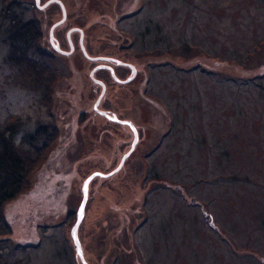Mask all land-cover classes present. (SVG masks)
Returning a JSON list of instances; mask_svg holds the SVG:
<instances>
[{
	"label": "rangeland",
	"instance_id": "1",
	"mask_svg": "<svg viewBox=\"0 0 264 264\" xmlns=\"http://www.w3.org/2000/svg\"><path fill=\"white\" fill-rule=\"evenodd\" d=\"M61 1L69 13L55 30L61 49L69 48L67 28L77 27L90 56L137 67L130 84L106 81L100 107L133 121L142 140L119 171L88 186L78 228L87 263L264 264V0ZM8 2L14 8L0 0L7 13L5 21L0 15V124L23 120L20 138L39 123L44 144L24 189L3 206L10 227L0 264L5 253L7 264H82L70 234L82 183L113 171L132 133L94 112L97 62L82 56L76 33L71 55L55 58L50 101L49 92L19 83L3 62L7 15L39 20L42 46L53 51L48 31L62 13L34 0ZM135 87L133 99L127 91ZM167 120L176 130L146 152V127L160 122L161 132Z\"/></svg>",
	"mask_w": 264,
	"mask_h": 264
},
{
	"label": "trees",
	"instance_id": "2",
	"mask_svg": "<svg viewBox=\"0 0 264 264\" xmlns=\"http://www.w3.org/2000/svg\"><path fill=\"white\" fill-rule=\"evenodd\" d=\"M3 1L8 4V7L14 8L8 0ZM3 11L4 9L0 15L5 21L7 13ZM66 16H69L67 11ZM7 17V36L4 42L6 40L8 43V50L3 56L4 64L15 69L21 85L30 86L32 90L41 95L42 92H49L47 99L50 101L51 93L58 82L59 69L55 67V59H51L43 51L42 45L45 42L40 23L36 19L25 20L21 13L18 15L11 12ZM263 73L264 71L259 76ZM22 123L23 120L17 125L4 120L0 124V240L3 239V234L9 233L10 227L4 218L3 206L7 201L17 197L24 189L29 165L40 154L44 144V140L38 133L39 125H41L39 123L35 125L32 133L16 138L14 134ZM23 144L28 145L29 148L25 149Z\"/></svg>",
	"mask_w": 264,
	"mask_h": 264
},
{
	"label": "flooded vegetation",
	"instance_id": "3",
	"mask_svg": "<svg viewBox=\"0 0 264 264\" xmlns=\"http://www.w3.org/2000/svg\"><path fill=\"white\" fill-rule=\"evenodd\" d=\"M35 1V0H34ZM47 1H49V0H47ZM46 1V2H47ZM61 1V0H60ZM62 2V1H61ZM45 3V2H44ZM44 3H40V0H39V6H37L36 4H35V6L38 8V9H42L41 7H40V5L42 6ZM52 4H55V5H57L58 7V9H60V12L62 13V9H61V6L58 4V3H56V2H51V3H49L48 5H46L45 7H43V9L44 8H46L47 6H49V5H52ZM62 4H63V2H62ZM63 6H64V8H65V4H63ZM65 13H66V9H65ZM67 16L65 17V20L61 23V24H59V25H57L56 27H54V29H53V39H54V41H55V43H58V45H59V39L57 38V36L55 35V30L56 29H58V27L59 26H61V25H64L65 24V22H66V20H67ZM36 19V18H35ZM37 20V19H36ZM38 22L40 23V21L38 20ZM55 23V22H54ZM115 24H117V22H115L114 23V28H115V32H118V29L115 27ZM53 25V24H52ZM51 25V26H52ZM40 26H41V24H40ZM51 26H50V28H51ZM50 28H49V30H50ZM74 28H77V27H72V26H70V27H68L67 28V30H66V39H67V33H68V31L70 30V29H74ZM80 29V28H79ZM43 30V29H42ZM82 30V29H81ZM78 34V37H79V39H80V44H82L83 45V43H82V39H83V36H84V32H83V30H82V34L79 32V31H76V30H74V31H72V33H70L69 34V37L71 36V34ZM71 39V38H70ZM45 42V41H44ZM48 43H49V45L51 46V48L53 49V47H52V45H51V43H50V40H49V31H48ZM72 43V42H71ZM72 46H73V44H72ZM59 47H60V45H59ZM81 47V46H80ZM83 48H84V50H85V47H84V45H83ZM73 49H74V46H73ZM73 49H72V52H73ZM62 50H64V49H62ZM68 50H69V48H68ZM43 51L45 52V54H47L51 59H55L57 56L58 57H60V56H68V55H64V54H62V53H58V52H56L54 49H53V51H49V50H47L45 47H44V49H43ZM82 51V50H81ZM71 52V53H72ZM71 53L69 54V55H71ZM82 53V55H84L83 54V51L81 52ZM85 57V56H84ZM93 57H99V58H113V56H93ZM115 58V57H114ZM116 59V58H115ZM98 61H102V62H98ZM98 61H95V62H97V64L95 65V66H97V65H107V66H110L112 69H113V73H114V75H115V77L119 80V81H117V80H115V78L112 76V73H111V71H110V69H108V68H99L98 70H96L95 72H94V78L96 79V80H98V81H101L104 85H105V88H106V90H105V93H106V91H107V83H106V81L107 82H109L110 80H113L116 84H120V85H123V84H130V83H132L133 81H135V79H136V75H137V67L135 66V68H136V73H135V76H134V80L132 79L130 82H128V83H122V81L123 80H125V79H127L128 77H130L131 75V69L129 68V67H127V66H124V65H118V64H114L113 62H110V61H104V60H98ZM125 63V62H124ZM118 68H120L121 70H127L128 71V74H126L125 76H124V78L122 77L123 75H122V73H120V70L118 69ZM99 72V74L101 75L100 77H95V74L96 73H98ZM95 84H97V85H99L100 87H101V85L100 84H98L97 82H95V81H93ZM82 90V89H81ZM105 93H104V95H105ZM127 94H130V97L131 98H133V99H136V97H137V95H138V89L135 87V88H131L130 89V93L127 91ZM104 95L102 96V98H101V100H100V102H99V104H98V106H97V108L100 110V111H104L105 112V114L106 115H109V116H111V115H115L116 117H117V119L118 120H120V121H129V122H131V124L133 125V127L135 128V130H136V132H137V135H138V140H137V143H136V145H135V147H134V149L132 150V152L130 153V155L135 151V149H137V147H138V144H139V142L142 140V138L140 137V130H139V128L137 129L136 127H135V124H134V122L133 121H131L130 119H121V118H119L118 117V114L117 113H115L114 111H112L111 110V108H109V107H106V104L103 106V107H100V105L102 104V102H103V100H104ZM135 105V107H136V104H134ZM152 106H154L155 108H156V106L155 105H152ZM159 106V105H158ZM134 107V106H133ZM132 107V108H133ZM160 107V106H159ZM160 110L162 111V109H161V107H160ZM94 112H96V111H94ZM98 113V112H97ZM99 114V113H98ZM100 115V114H99ZM100 116H102L104 119H106L107 121H110V122H112V123H114V125H119V126H122V127H127L128 128V130L132 133V141H133V132H132V130H131V128H130V126L128 125V124H125V123H121V122H115V121H111V120H109L105 115H100ZM167 122H168V124H167V129L166 130H164V131H161V132H159L158 131V126H159V123L158 122H156L155 124V126L157 127L156 129L153 127V126H149L150 128H148V127H146V130H145V134L147 135V142H148V146L145 148V151L146 152H149L150 150H151V148H150V144H151V141L152 140H157V138H158V136H159V138L160 139H165L167 136H168V138L169 137H171V135L173 134V130H176V127H175V124H176V120H167ZM131 145H132V142L130 143V146L126 149V152H123V154L125 153H127L129 150H130V148H131ZM120 153V151H119V149L118 148H115L114 150H113V152H112V156H116V155H118ZM122 154V155H123ZM129 155V156H130ZM128 156V157H129ZM123 157V156H122ZM127 157V158H128ZM126 158V159H127ZM125 159V160H126ZM123 165H124V163H123ZM122 165V166H123ZM122 168V167H121ZM82 249H83V247H82ZM7 249L5 248V251H6ZM83 257H84V260H85V256H84V249H83ZM5 258L7 259L6 261H5V264H7V263H9L10 261L11 262H13V259L11 260V258H10V256L7 254V253H5ZM86 261V260H85ZM87 262V261H86ZM17 263V262H16ZM16 263H14V264H16ZM88 264V263H87Z\"/></svg>",
	"mask_w": 264,
	"mask_h": 264
},
{
	"label": "water",
	"instance_id": "4",
	"mask_svg": "<svg viewBox=\"0 0 264 264\" xmlns=\"http://www.w3.org/2000/svg\"><path fill=\"white\" fill-rule=\"evenodd\" d=\"M51 2H56L58 3L60 6H61V9H62V18L57 21L56 23H54L50 30H49V40H50V43L52 45V47L54 48V50L58 53H62L64 55H69L71 52H72V49H73V46H72V43H71V39L69 37V34L72 33V31L76 30V31H79L81 34H82V30L79 29V28H74V29H70L67 33V39H68V42H69V51H65V50H62L60 49L58 43H55L54 39H53V29L54 27H56L57 25L61 24L64 20H65V17H66V13H65V8L62 4V2L60 0H49L47 2H45L42 6H40L41 8L45 7L46 5H48L49 3ZM35 4L37 6H39V0H35ZM81 46V50L83 51V54L85 57H87L88 59L90 60H104V61H110V62H113L115 64H118V65H124V66H127L131 69V76L128 77L127 79L123 80L122 83H128L130 82L134 76H135V67L131 64H128V63H124V62H121L117 59H114V58H99V57H89L87 55V53L85 52L84 48H83V45L80 44ZM99 68H108L110 69L111 73H112V76L115 78V80L119 81L114 73H113V69L110 67V66H105V65H98L96 67L93 68V70L91 71L90 73V78L93 79L95 82H97L98 84L101 85V92L99 94V96L97 97L94 105H93V110L98 112L100 115H105L109 120L111 121H115V122H121V123H125V124H128L133 132V141H132V145H131V148L130 150L123 155V157L121 158V161L119 163V165L110 173H101V172H94L92 173L91 175H89L82 183V188H81V192H82V200L79 204V207L77 209V213H76V221L75 223L73 224L72 228H71V231H70V234H71V237H72V240H73V245H74V248H75V251H76V255L78 257V259L82 262V264H87V262L84 260V257H83V249H82V246H81V243L79 241V238H78V228H79V225L83 219V216H84V208H85V204H86V201H87V198H88V185L90 183V181L96 177V176H101V177H109L111 176L112 174H114L115 172L119 171L125 161V159L130 155V153L132 152V150L134 149L136 143H137V140H138V135H137V132L135 130V128L133 127V125L131 124V122L129 121H120L117 119V117L115 115H106L104 111H100L97 106L102 98V96L104 95L105 93V85L101 82V81H98L96 80L94 77H93V74L94 72L99 69ZM114 117V119H113ZM85 185H87V193H85ZM192 202H195V199L192 198L191 199ZM81 209H83V213L81 214ZM204 218H205V221L210 224L212 223V216L210 214H207L205 213L204 214ZM73 232H75V237L73 236ZM79 242V243H77Z\"/></svg>",
	"mask_w": 264,
	"mask_h": 264
},
{
	"label": "snow or ice",
	"instance_id": "5",
	"mask_svg": "<svg viewBox=\"0 0 264 264\" xmlns=\"http://www.w3.org/2000/svg\"><path fill=\"white\" fill-rule=\"evenodd\" d=\"M113 119H114V117H113ZM85 193H87V185H85ZM83 213V209H81V214ZM73 236L75 237V232H73ZM77 243H79V242H77Z\"/></svg>",
	"mask_w": 264,
	"mask_h": 264
},
{
	"label": "bare ground",
	"instance_id": "6",
	"mask_svg": "<svg viewBox=\"0 0 264 264\" xmlns=\"http://www.w3.org/2000/svg\"><path fill=\"white\" fill-rule=\"evenodd\" d=\"M40 3H41V1H40ZM52 5H54V4H52ZM51 5V6H52ZM41 6V5H40ZM43 9V8H42ZM41 10V9H40ZM105 58V57H104ZM115 59V58H114ZM98 62H102V61H98ZM115 64V63H114ZM102 65V64H101ZM105 65V64H104ZM105 66H107V65H105ZM134 80V79H133ZM106 90V89H105Z\"/></svg>",
	"mask_w": 264,
	"mask_h": 264
}]
</instances>
